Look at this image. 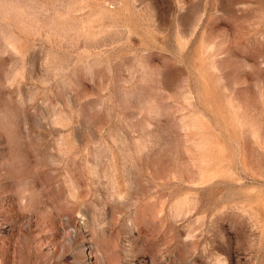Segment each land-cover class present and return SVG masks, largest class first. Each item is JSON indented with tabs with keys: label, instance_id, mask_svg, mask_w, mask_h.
Wrapping results in <instances>:
<instances>
[{
	"label": "rangeland",
	"instance_id": "rangeland-1",
	"mask_svg": "<svg viewBox=\"0 0 264 264\" xmlns=\"http://www.w3.org/2000/svg\"><path fill=\"white\" fill-rule=\"evenodd\" d=\"M0 264H264V0H0Z\"/></svg>",
	"mask_w": 264,
	"mask_h": 264
}]
</instances>
